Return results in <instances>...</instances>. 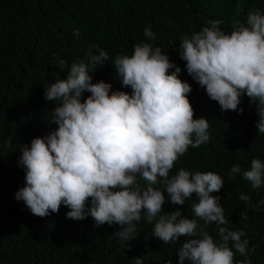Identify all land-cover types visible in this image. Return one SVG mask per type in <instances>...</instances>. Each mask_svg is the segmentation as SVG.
<instances>
[{"label":"clouds","instance_id":"obj_1","mask_svg":"<svg viewBox=\"0 0 264 264\" xmlns=\"http://www.w3.org/2000/svg\"><path fill=\"white\" fill-rule=\"evenodd\" d=\"M222 23L208 21L209 26L184 36L179 56L187 74L222 112L242 114L238 106L245 95L250 107L256 104L255 128L264 133V14L250 10L246 24L234 25L230 34L221 30ZM73 36L78 38L80 30L75 29ZM144 36L155 39L150 27ZM85 57L70 65L65 79L57 78L44 91L46 101L58 102L50 118L56 128L33 138L30 146H19L25 184L14 198L40 218L58 213L63 205L69 209L67 219L90 216L95 227L118 225L111 236L124 248L137 238L139 221H155L153 236L164 244L187 238L177 252L178 264H252L247 257L255 248L249 249V240L241 239L244 231L225 227L230 221L221 197L212 195L223 187V178L183 168L169 176L190 146L198 148L210 139L208 120L194 119L188 99L192 89L179 78L181 68L152 43L137 44L131 56L117 55L113 60L121 86L130 88L129 93L113 90L103 80L93 83L97 66L109 60L105 50L89 45ZM85 92L90 95L84 97ZM5 143L11 148V139ZM240 173L239 164L230 169V175ZM242 176L253 189L261 188L264 162L253 159ZM160 183L163 191L154 187ZM193 194L198 199L192 207L195 218H186L179 208L164 214L166 202L182 206ZM239 199L246 209L259 210L250 196L241 194ZM240 215L248 219L246 213ZM212 223L219 242L207 230ZM236 253L245 259L236 261ZM132 264H144L143 258L133 257Z\"/></svg>","mask_w":264,"mask_h":264},{"label":"trees","instance_id":"obj_2","mask_svg":"<svg viewBox=\"0 0 264 264\" xmlns=\"http://www.w3.org/2000/svg\"><path fill=\"white\" fill-rule=\"evenodd\" d=\"M253 9L264 14V0H0V264H132L133 257H142L144 264H167L169 260L178 264L177 252L187 238L164 244L153 236L155 221H139L137 238L124 248L111 236L118 225L95 227L90 216L82 221L67 219L69 209L63 205L58 213L40 218L14 198L25 184V171L18 165L19 146H30L33 138L56 128L50 118L58 102L45 100L48 85L57 78L65 79L70 65L86 60L88 46L97 45L108 53L109 60L97 66L93 83L103 80L113 90L130 93V88H122L113 60L117 55L131 56L134 46L142 42L161 48L181 68L179 78L192 89L188 99L194 119L203 117L210 125L209 141L198 148L190 146L169 176L181 168L220 175L223 187L212 195L221 197L230 221L225 227L244 231L246 236L241 239L249 240V249L255 248L247 258L252 264H264V204H259L264 200V186L253 189L242 176L253 159L264 162V133L255 128L257 105L250 107L245 95L238 106L244 110L242 114L222 112L187 74L186 62L178 53L183 37L209 26L208 21H223L219 27L230 34L234 25L246 24ZM148 27L155 33L154 40L144 36ZM75 29L80 30L78 38L73 36ZM93 53L98 54L95 49ZM59 60L67 64L60 65ZM10 139L11 148L5 143ZM236 164L241 173L230 175ZM154 187L164 190L162 183ZM241 194L250 196L259 210L246 209ZM164 195L167 201L168 194ZM195 203V194L182 206L166 202L164 214L179 208L186 218H195ZM240 213H246L248 219ZM207 230L219 242L215 223ZM243 259L235 254L236 261Z\"/></svg>","mask_w":264,"mask_h":264}]
</instances>
